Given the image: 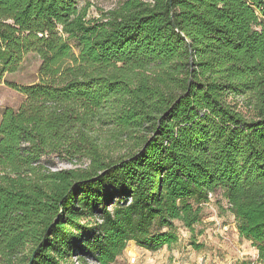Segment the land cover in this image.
I'll return each mask as SVG.
<instances>
[{"label":"trees","instance_id":"16d2710c","mask_svg":"<svg viewBox=\"0 0 264 264\" xmlns=\"http://www.w3.org/2000/svg\"><path fill=\"white\" fill-rule=\"evenodd\" d=\"M86 1L0 0V84L41 59L0 121V264L171 248L218 192L264 264V0H120L93 18Z\"/></svg>","mask_w":264,"mask_h":264},{"label":"rangeland","instance_id":"374dc122","mask_svg":"<svg viewBox=\"0 0 264 264\" xmlns=\"http://www.w3.org/2000/svg\"><path fill=\"white\" fill-rule=\"evenodd\" d=\"M120 0H88L80 4L90 5L89 18L98 17L99 11L114 9ZM41 59L36 54H29L19 70L14 74H6L0 84V121L6 109L18 110L25 96L10 85L28 86L39 82ZM52 170L72 169L86 166V161L60 163L56 160ZM235 218L229 211L228 203L218 192L213 194L212 201L203 205L202 222L195 226L194 233L189 232L177 222L179 251L171 256L145 251L132 243L127 246L116 264H239L243 261L256 263L258 252L250 242L242 240L238 231H234ZM199 247V248H197ZM136 259L135 263L131 260ZM236 259V260H235Z\"/></svg>","mask_w":264,"mask_h":264},{"label":"crops","instance_id":"0c3cea01","mask_svg":"<svg viewBox=\"0 0 264 264\" xmlns=\"http://www.w3.org/2000/svg\"><path fill=\"white\" fill-rule=\"evenodd\" d=\"M233 229H234V231L236 232L237 231V228H236V223L234 222L233 223ZM180 242H181V239H179V242L176 244V245H174V246H172L171 248H168V247H164L163 249H161V250H159V251H157V252H155V254L156 253H160V256H163V255H165V254H169V256H171V255H173L174 253H175V249L177 250V251H179V245H180ZM133 242H131V243H129V244H132ZM128 244V245H129ZM134 244V243H133ZM144 250V249H143ZM145 251H148V250H145ZM126 252V251H125ZM125 254V253H124ZM123 254V255H124ZM236 260V259H235Z\"/></svg>","mask_w":264,"mask_h":264},{"label":"built area","instance_id":"2783aa9c","mask_svg":"<svg viewBox=\"0 0 264 264\" xmlns=\"http://www.w3.org/2000/svg\"><path fill=\"white\" fill-rule=\"evenodd\" d=\"M210 198H211V200H210V202H211V201H212V198H213V195H211ZM210 202H209V203H210ZM74 261H75V264H79V262L77 261L76 258H75ZM131 262H132V263H135V262H136V259H132ZM91 264H97V263L91 262Z\"/></svg>","mask_w":264,"mask_h":264},{"label":"water","instance_id":"95a60500","mask_svg":"<svg viewBox=\"0 0 264 264\" xmlns=\"http://www.w3.org/2000/svg\"><path fill=\"white\" fill-rule=\"evenodd\" d=\"M34 257H35V256L32 257V259H31V263H30V264H32V261L34 260Z\"/></svg>","mask_w":264,"mask_h":264}]
</instances>
